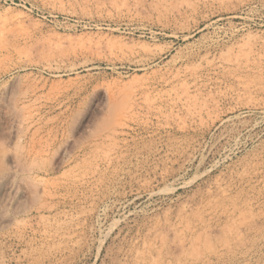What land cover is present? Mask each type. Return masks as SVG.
<instances>
[{"label": "rangeland", "instance_id": "1", "mask_svg": "<svg viewBox=\"0 0 264 264\" xmlns=\"http://www.w3.org/2000/svg\"><path fill=\"white\" fill-rule=\"evenodd\" d=\"M0 264H264V0H0Z\"/></svg>", "mask_w": 264, "mask_h": 264}]
</instances>
